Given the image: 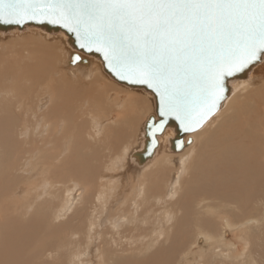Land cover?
I'll return each mask as SVG.
<instances>
[{
    "label": "bare ground",
    "instance_id": "obj_1",
    "mask_svg": "<svg viewBox=\"0 0 264 264\" xmlns=\"http://www.w3.org/2000/svg\"><path fill=\"white\" fill-rule=\"evenodd\" d=\"M17 29L19 28H11L9 30L0 31V32L4 34V32L9 33L11 30H17ZM41 29L47 31V29L45 28H41ZM47 32H49V34L56 33L50 31ZM67 42L71 45L69 38H67ZM71 47L73 48L72 45ZM75 53L78 54L80 57H82V59L77 62H73L72 58ZM92 59L98 60L96 59V57ZM92 59L89 58V56H86L83 52H79L77 50L71 51L69 59L67 60L68 61L67 64L68 65L70 64L72 66L71 68H69L70 71H68V73H72L74 71L75 75H76L75 72L81 75L85 74L90 76L94 74V78L98 79L96 71L92 69V66L90 65L91 63L94 65ZM41 61L43 63V60ZM99 63L101 64V67L105 71L102 61ZM63 69L64 68H62V70ZM90 76L88 77L90 78ZM109 76L112 77L110 74ZM68 77L70 78L69 75ZM107 81L110 84L109 82L110 79ZM262 81H264V63H259L251 70V73L248 78L239 80L233 85L230 96L222 104L220 110L214 115L215 117L217 115L218 124L215 128L212 129V131L206 130V128L210 124V122H208L201 129L185 136V141L187 140L188 136H192L193 141L191 144H185L182 151L178 150L179 153H176V154H180V157L176 159V162L181 161L180 166L183 165L182 168L183 172L180 174L178 172L177 175H175V172L177 171L178 166L176 165L174 168H172L170 161L171 155L165 153L166 150L169 151L171 150V142L175 137V133H174L175 131L173 128H167L164 133L158 136L159 144L155 149L153 155L151 157L146 158L143 162L140 161V158L137 157L136 153L138 152L139 155H142V153L144 152L143 148L146 139L144 126L142 127V130H144V132H141L140 134L141 137H139L140 140H139V144H137L138 145L137 148L135 146L136 145L135 143H134L135 147L131 144L134 141L133 139H132L133 141H128L125 144L119 143L123 139L122 134L124 130L123 127L120 128L121 127L120 126L119 131L121 133H119L117 125L120 123L123 124V121L125 120H126L125 122L130 123L131 121L130 118L132 117H134L135 119V116L140 111L145 109V107L149 103L147 99H144L140 95L134 96L131 94H125V97H123L124 95L121 96V101H123V99L125 100L127 99L126 103L124 105L121 103L122 104L121 109L116 108L117 111L115 112V114H113L112 117L109 118L107 117L105 118L104 121H100L99 118L93 117L94 123L91 120L92 123L89 126L85 125L87 123H84L85 126H82L83 121L79 119L82 122L81 123L82 125L80 124L79 126H77V127L81 126L80 130L78 129V131L75 133H73L75 130L74 131L72 130L73 132L67 130L69 133L65 130V132L68 133L69 136L73 133L72 134L73 139L71 137L70 138L72 142L75 140L74 143L71 142L72 146L70 144V146L68 147L69 149L72 150L71 151L72 153L69 154L73 156V154H77L78 152L81 153L83 149H86V147L92 148L94 146V154L91 158L94 160V162L93 160H91L90 162H86V160H88L86 159L85 160L86 163L78 164L76 162L77 160L75 159L76 160L75 162L77 164L75 163L68 164L66 173L64 171V168H62L63 170L59 169V167L61 168L60 165L63 166L66 161L65 162L62 161L59 164V167L56 169H54L56 166L53 167V170H51L52 168L50 169L49 165L43 163V165L39 167L40 175L41 176L44 175L41 184L43 185V187L44 186L47 187L43 191L45 192H47V190L50 191L43 199L39 200L38 202L36 201L37 203H35L33 210L28 215L26 214V212H22V210L20 209L21 207H19V202H17L18 197L17 196L15 197V193H16L15 189L12 191L14 194L0 198V215L4 213L2 210L3 207H6V211L4 208L6 215L4 214L2 216L1 222H3V224L5 223L7 226L5 227L6 229L4 231L6 232V234L0 236V264H55L56 262L50 260L52 258H58L56 254H58L60 252V249L63 248L61 244L63 240L62 236L64 233L61 234L62 233L61 231L68 232V238L70 242L71 240L75 239L76 240L75 242L79 244H76L75 249H71L70 256H68L66 253L68 257H65L64 262H61L60 264H107L105 262V259L108 257V255L111 252L107 253L106 258L103 259L105 255V252H103L104 248L99 246L100 242H102V237L104 236V231L102 230L99 231L102 228V218L99 217L101 211L99 212L97 217L94 216L92 219H89V221L87 222L86 216L81 212V209L84 208L85 203L90 200L91 196H97L96 201L92 200L91 204L94 203L95 207H99L101 208V210L106 211V209H108V206L115 203L113 200L114 199L112 193L113 190L117 188L119 185L123 186L124 184L123 179L126 178L125 176L126 174L129 173L128 171L132 169H134L136 173L139 172L140 175L139 178H141L139 183L140 187L136 186V188L137 187L139 188V193L138 195H136L137 198L139 197V194H141L142 192V198L140 199L142 201L140 203L141 205H143V201L149 202L150 200H154L155 195L151 192V189H155V188L159 189L161 187V184L164 182L165 176H167L166 179L167 186L165 188V194L170 192L168 199L171 200L169 203L171 205L170 208H173V210L163 213L161 218L163 219L164 222L168 223L169 221H167V217L165 216H168V218L173 217V219L175 220L177 214H179L178 221L174 226V237L171 236V240L167 238L166 230L164 232H161L159 229L153 228L151 231L155 234V239H158L160 236L163 235L167 241L169 240L167 245L164 244L165 247L167 248V251L158 250L153 254V256L149 260L139 264H150V263L179 264L180 262V261L178 262L179 258L181 260V264H186L187 260H189L187 256H189L190 253L193 251L194 249L193 246L197 242L198 236H201L205 240H207L209 237L214 236L219 228H223L224 230H226L224 235V238L226 240H228V238H231L232 235L239 237L240 229H245L247 227H250L249 225L252 224L255 220H260V218L264 217V214L256 212V209L258 207L253 205L252 201H250L251 198H254V199H259L264 203V92H263L264 87H259L258 85V82H262ZM97 82H98L97 86L102 92H104L105 97L107 96L105 99L108 100V101H104L105 106H102L101 104L97 106L98 107L101 106L103 109L106 110L107 109L106 105L111 106L112 102L113 103L117 102V100L120 97L121 90H116L118 93H115L112 96L111 94H109L110 90L106 88L108 83L104 81L106 84L105 86V84L102 83L103 82L102 80L100 82L99 80H97ZM54 85H56V82L50 79V83L48 85L50 90L48 102L49 101L51 102L53 99H56L57 102L59 101L57 90L52 88V86ZM72 85L70 84V86ZM70 86L68 84V87ZM14 89L3 92L1 88L0 94L9 97L13 105L16 106L18 109H20L19 107L20 105L18 103L19 99L18 98L15 99V95H17V92L14 91ZM93 93L94 94H92L91 96L95 98L94 99L95 101L92 100L93 102H96V100L98 99L101 100V97H99L100 96L99 91L97 92L94 91ZM13 96L14 99L12 98ZM65 97L66 96L64 95V98ZM91 97L90 99H92ZM97 97L98 99H96ZM111 97L114 98L111 101H109V98ZM44 98L46 99V97ZM90 99L88 100V102H90ZM153 99H154L153 109L155 111L154 115L157 117L155 97ZM57 102H55V104ZM88 102L85 101L83 105L84 104L86 105V103L88 104ZM36 103L37 102L32 103L31 111H33L37 106H38L37 108L44 110L43 112L44 114L46 113V111H48L46 110L47 109L46 101L45 102L42 101L40 103L38 102V105ZM119 104H120V100H119ZM114 106H116V104ZM50 107L52 106L50 105ZM21 108L24 107L21 105ZM55 108L57 109V107ZM48 109H52V108L48 107ZM59 109L61 110V108ZM127 112L130 113L131 116H126L123 118V116ZM142 112H144V110ZM43 113H41L40 111L41 114V115L39 114L40 124L33 123L36 125L38 124L39 126L38 125L37 126L44 133L41 134L40 131L38 132V138L42 143L41 148L39 149L41 158H45L44 155L48 156V150L50 149V146L47 147L48 146L47 141L50 137L48 136V132H49L48 129L50 127V123H46V125H44L43 121L45 118H43L44 117ZM55 113H56L55 115H57L58 112L56 111ZM90 113L92 114L91 111H89L88 113L86 112V114L88 115ZM59 114L61 115V113ZM91 114L89 116H91ZM55 115L53 117H57ZM70 116L71 114L68 115L69 118ZM50 118L49 120H52V118L51 119ZM49 120H47V122H49ZM29 121L30 120H28L27 123L29 124V126H31L32 123H30L31 121L30 122ZM58 122L59 120L57 121V124L63 123L62 121L59 123ZM70 122L71 121H69V123ZM125 122L124 125L126 126L127 124ZM69 126L70 127L66 126L67 128L64 126V128L70 130L72 125ZM113 126L115 127L114 128L115 131L112 129ZM58 127L59 130L60 127L63 128V125L62 124L58 125ZM64 128L62 129V131L64 130ZM116 132H118L119 134H117ZM1 133L2 134H0V139L4 141H8L10 144H17L18 141H20L19 139L17 140L12 133H6L3 131ZM59 133L61 134V132ZM22 134L29 136L30 129L26 128L23 133L18 132V136L22 137L23 136ZM62 134L64 133L62 132ZM66 135L67 134L64 135V138ZM126 136L127 135H125V137ZM142 136L144 137V139ZM199 138H200L199 141L200 146L199 149H197L196 143L197 140H199ZM128 140L131 139L129 138ZM20 142L22 143V141ZM123 142L125 141L123 140ZM21 143L15 146L9 145L8 147L14 153H16V151L22 152L21 149L24 148L25 149L24 152L26 153L28 148L25 147L27 145L25 147L24 146L21 147ZM58 144L62 145L61 143ZM73 144H75L76 146L73 147ZM130 144L133 146L134 149L133 148L129 149ZM106 149L111 151H106ZM59 150L60 147L58 148V150L56 149L57 152H59ZM52 152L51 154L55 153V151L53 153ZM25 153L19 154L18 155L19 159L15 161L13 164H11V166L14 165V167L16 168L18 167L20 173L24 165H31L30 161L24 159ZM83 154H86L87 156V152H84L80 154L81 157ZM71 155H69V157ZM89 155L87 157L90 158ZM53 158H55V160H58L59 156L53 155ZM53 158H50V160ZM161 158H163L164 161L168 162L167 166H169V169L167 170L166 167L163 168L161 172V177L159 179H156L155 174L158 171V166L159 163L161 162ZM189 158L190 161H186ZM78 159L80 160L81 158ZM126 159L127 161H125ZM53 164L55 163L52 162V165ZM189 169L192 170L194 177L192 181H190L191 182L190 189L185 190L186 194H184L185 195L184 200H187V203L181 204L180 197H182L183 193L180 195L179 191H177L179 194L178 197L180 198L178 200L177 197L175 200L174 195L177 193L175 191L179 190L178 187L180 188L182 187L184 182V177L186 176V173ZM125 170L127 171V173H125V176H123V171ZM45 174H47L48 177H46ZM78 174H81L83 180L82 181L78 179L80 180V183L77 181L78 177L76 178ZM2 175L3 174H1V176ZM130 183L131 182L129 181V184ZM146 183L148 184L150 183V187L148 189L151 193H148V195L146 193ZM38 187L39 185L35 187V192L39 190ZM125 188L127 189V187ZM129 196H131V194L127 195V197ZM157 200H161V199L159 198ZM200 201H204V202L202 203V206L198 207L197 203L201 204ZM221 202L230 204L225 207V210L228 211L229 215H222V213L217 210L218 205ZM14 205L16 206V208H14ZM46 206H51L52 209L50 210L51 213L49 212L51 214L50 216L51 218L49 219L46 225L51 226L52 234L56 233L49 237L45 235L46 219H45V214L42 211V209H45ZM151 210L152 209L149 208H146V210L143 209L142 211L137 209L133 211L132 216H135L136 221H138L140 224H149V223L154 224L157 220H159L160 217L158 216L157 218H155L154 216H152L149 213ZM153 213L155 212H152V214ZM115 214L116 212L112 214L113 219L108 221L114 223L115 226L117 227H121V223L123 224V216L122 215L118 216ZM219 215L226 217L219 219ZM232 216H234V218ZM81 221H83L84 223L78 225L76 228H73L68 225L72 222L76 223ZM3 224L2 226H4ZM83 225H85L86 228V232L84 233L80 227ZM223 225H226V228H224ZM120 231L121 232L119 234L121 235V239H123V232H122L123 228L122 229L120 228ZM192 237L195 238V241L194 242L192 241L193 243L189 245L187 240ZM252 239L253 237H251L250 242H247L245 239H243L241 242V246H234L235 248L238 249V253L236 254V257L242 258L240 264H264V259L260 254V251L262 249L264 255V247H262L264 242V232L261 233L259 237L260 242L256 247L251 246ZM125 240L132 244L136 243L137 245L138 243H141L137 240H142V239L136 238L135 240L134 238L130 237L129 239H125ZM49 242H51L52 244H48ZM147 244L148 242H146V245ZM203 244L207 245V242ZM95 250L97 251L96 255L94 254ZM159 256H162V258H160L159 260H155V258ZM123 264H127V262L123 260Z\"/></svg>",
    "mask_w": 264,
    "mask_h": 264
},
{
    "label": "rangeland",
    "instance_id": "obj_2",
    "mask_svg": "<svg viewBox=\"0 0 264 264\" xmlns=\"http://www.w3.org/2000/svg\"><path fill=\"white\" fill-rule=\"evenodd\" d=\"M67 38H68V36L65 33L56 32L54 34H52V33L49 34V32L42 30L41 28H39L37 26H27L26 28L21 29V30H19V29L11 30L9 33L4 32V34L0 32V86H1L0 89L2 88L3 92H6V91H9L11 89L16 88L17 90L14 89V91L17 92V95H15V99L16 98L19 99L18 103L20 105L19 106L20 109H18L10 101L9 97H6L5 95L0 94V134H2L1 133L2 131L6 132V133H12L17 140L19 139L20 141H22V143L20 141H18L17 144L21 143V147L22 146L25 147L27 145L25 148H28L26 153L24 152V150H25L24 148L21 149L22 152L16 151V153H14L12 150H10V148L8 146L9 145L15 146L17 144H10L8 141H4V140L0 139V143H1V145H0V149H1L0 150V173L3 174L2 176L0 174V178H1L0 179V183H1L0 184V198L7 196V195L14 194L12 191L15 189V192H16L15 197L16 196L18 197L17 202H19V207H21L20 209L22 210V212H26L27 215L33 210L35 203H37L39 200L43 199L50 191V190L49 191L47 190V192L43 191L47 187H45V186L43 187V185L41 184L44 175L43 176L40 175L39 167H41L43 165V163H46V165H49L50 169L52 168L51 170H53V167L56 166L54 168V169H56L59 167V164L62 161H64V162L66 161L63 166L60 165L61 168L59 167V169H61V170H63L62 168H64V171L66 173L67 165L70 163L81 164V163H86V162H90L91 160H93L91 158L94 154V146L92 148L86 147V149H83L81 153L78 152L77 154H73V156L71 154H69V153H72L71 152L72 150L69 149L68 147L70 146V144L72 146V143H74V141H75V140L73 142L71 141V138L73 139L72 134L77 132L78 129L79 130L81 129V126L77 127L82 123L81 121H83V123H82L83 125L81 124L82 126L91 125V123L93 122V117L99 118L100 121H104L105 118L112 117L113 114H115V112L117 111L116 108L121 109V105L122 104L124 105L126 103L127 99L126 100L123 99V101H121V96L124 95L123 97H125V94H131L134 96L140 95L144 99H147L149 102L147 104V106L145 107V109H143L144 112H142L143 110L140 111L135 116V119H134V117H132L133 120H132V118H130L131 119L130 123L125 122L126 121L125 120V121H123V124L120 123L117 125L118 131H119L120 126H121L120 128L123 127V130H124L123 131L124 135L122 134L123 139L119 143L125 144L128 141L134 140L131 144L134 146V143H135L136 144L135 146L137 148V146H138L137 144H139V140H140L139 137H141L140 134H141V132H144V130H142V127L144 126L145 121L147 120V118L150 114H155V111L153 109V107H154V99L153 98L154 97L152 96L151 93H148L141 88L128 86L124 83H121V82L113 79V77H110L109 74L103 70V68L101 67V64L99 63L101 61L98 58H96V59H98L99 61L92 59V58H95L94 56H90V55H87L84 53L86 56H89V58H91L93 60L94 65L92 63L90 65L92 66V69H94L96 71L98 79L94 78V74L92 76H90V75H85V74L81 75V74L75 72L76 73V75H75L74 71L72 73H68V71H70L69 68H71L72 65H70V64L68 65L67 60L69 59L70 52L76 51V49L71 47V45L67 42ZM39 56H40V58H39ZM41 56H43V57H41ZM41 60H43V63ZM62 68H64V69L62 70ZM96 74H95V76H96ZM68 75L70 76V78L68 77ZM104 75H106V76H104ZM51 76H53V77H51ZM88 76H90V78H92V79H90ZM50 79L56 82V85L52 86V88L56 89L58 92V98H59L58 100L60 101V102L58 101L59 104H58L56 99H53L54 101L52 100L51 102L50 101L48 102V100H49L48 98L50 95L49 94L50 90H49L48 85L50 83ZM109 79H110V81H109L110 84L107 81ZM73 80L75 83L73 82ZM97 80H99V82L102 80L103 84H105V82L108 83L107 86H106V84H105V86L107 89L110 90L109 94H111L112 96L115 93H118L116 90H121L120 93L122 95L120 94V97L117 100V102L116 103L112 102L111 106L106 105V108H107L106 110L103 109L101 106H99V107L97 106L99 104H101L102 106H105L104 101H108L107 99H105L107 96L105 97L104 92H102L99 89V87L97 86V83H98ZM88 81H90V82H88ZM111 82H112V84H111ZM263 82L264 81L258 82L259 87H264ZM68 84H69V86H70V84L71 85L74 84V85L68 87ZM41 85H44V86H41ZM71 88H73V89H71ZM73 90H74V92H73ZM93 90L96 92L97 91L100 92L99 97H101V100L98 99V97H97L96 99H98V100H96V102L92 101L95 99V98L91 97L92 94H94ZM86 92H87L88 96H87ZM64 95L66 96L65 98H64ZM44 97H46V99ZM90 97L92 99H90ZM12 98L14 99V96ZM113 98L114 97L109 98V101H111ZM89 99H90V102H88ZM119 100H120V104H119ZM21 101H23V102H21ZM42 101L43 102L46 101V106H47L46 110H48V111H46L47 114L43 113L44 110L37 108L38 102L40 103ZM85 101L88 102V104L86 103V105L85 104L83 105V103H85ZM34 102H37L36 103L37 107L33 111H31L32 110V103H34ZM55 102H57L56 103L57 105L55 104ZM49 104L52 107H50ZM115 104H116V106H114ZM21 105L24 108H21ZM53 105L54 106L56 105L55 107H57V109ZM58 105H60V106H58ZM48 107L52 108V109H48ZM53 108H54L55 112L56 111L58 112L57 115H55L56 113L54 112ZM59 108H61V110ZM16 109H18V110H16ZM99 109H101V110H99ZM40 111H41V113L44 114V117H43V118H45L43 121L44 125H46V123H50L49 129L47 126V129L49 131L48 136H50L48 141H47L48 142L47 147L50 146V149L48 148L50 150V151L48 150V156H50V157L44 155L45 158L47 157L46 160H45V158H41L40 153H39V149L41 148L42 143L40 142V140L38 138V132L40 131L41 134H44L40 130V128L38 127L39 126L38 124H40V117H39L41 115ZM89 111L92 112V114L90 113L91 116H89L90 114L89 115L86 114V112L88 113ZM35 112L38 115H36ZM59 113H61V115ZM66 113H68V114H66ZM69 113L71 114L70 118L68 117V115H70ZM53 114L57 117H60V116L61 117L60 118L53 117L54 116ZM49 116L52 118V120H49V118H50ZM126 116H131V115H130V113L127 112L123 116V118ZM64 117L67 119H65ZM28 120H30L31 122L30 121L29 122L32 124L38 123L37 124L38 126L36 124H33V125L31 124V126H29V124L27 123ZM47 120H49V122H47ZM58 120H59V122L62 121L63 123L58 122L59 124H57ZM86 120H88V121H86ZM91 120H92V122H91ZM65 121H66V123H65ZM69 121H71L70 122L71 124L69 123ZM88 122H89V124H88ZM124 122L127 124L126 126L124 125ZM208 122H210V124L206 128V130L212 131V129L215 128L218 124L217 115H216V117L214 116L213 118H211ZM84 123H87V124L84 125ZM61 124L63 125V128H64V126L70 127L69 125H72L74 129L71 126L72 129L70 128V130L64 128V130L62 131L63 128H61V127L58 130V128H59L58 125H61ZM244 127H246V126H244ZM26 128L30 129L29 136H27L25 134H22L23 138L18 136V132L23 133ZM114 128L115 127L113 126L112 129L115 131ZM65 130L66 131L68 130L71 132H73L74 130L75 131L72 134L70 133L71 135L69 136L68 135L69 132L67 131L68 133H66ZM136 130H137V132H136ZM58 131L61 132V134H62V132L64 133V134H62L63 139L61 137V134ZM56 132H58V133H56ZM116 133L119 134L121 132L119 131V133L118 132H116ZM65 134H67V135L64 138ZM125 135H127V136L125 137ZM129 136H131V137H129ZM128 137L131 140H128L129 139ZM56 138H57V140H56ZM67 138L69 139V141ZM25 139H27V140H25ZM61 139H62V141H61ZM143 139H144V137H143ZM65 140L69 143H67ZM123 140L125 142H123ZM59 141H61V142H59ZM199 141H200V138H199V140H197V143H196L197 149H199V146H200ZM49 142H50V145H49ZM58 143H61L62 145H59ZM66 143H67V146H66ZM52 144H54L55 146ZM130 145H129V147H130L129 149L133 148V146L131 145L132 146L131 147ZM75 146L76 145L73 144V147H75ZM57 147L58 148L60 147L59 152L56 151V149L58 150ZM53 150L55 151V153L51 154V152ZM68 151H70V152H68ZM88 151H90L91 153ZM106 151H111V150L106 149ZM180 151H182V150H180ZM184 151H187V150H184ZM84 152H87V156L89 154H91V155H89L90 158L87 157L86 154H83L81 157L80 154H82ZM21 153L22 154L25 153L24 159L31 162V165H24L23 166V169L21 171V173L23 175L19 172L18 167L16 168V167H14V165L11 166V164H13L15 161H17L19 159L18 155ZM165 153L171 155L170 161H171L172 168H174L176 165L178 166V169L175 172V175H177L178 172H179V174L182 173L183 172V170H182L183 165L180 166L181 161L176 162V159H178L180 157V154H176V153H179V151L166 150ZM56 154H58V155H56ZM53 155L59 156L58 160H55V158H53ZM69 155H71V156L69 157ZM77 156H79V157H77ZM48 158H49V160H48ZM50 158H53V159L50 160ZM78 158H81V159L79 160ZM86 159H88V160H86ZM85 160H86V162H85ZM48 161H49V163H48ZM58 161H60V162H58ZM125 161H127V159ZM186 161H190V158ZM52 162H54L55 164L52 165ZM93 162H94V160H93ZM167 165H168V162L164 161V159L161 158V162L159 163V166H158V171L155 174L156 179H159L161 177V172H162L163 168L166 167L167 170L169 169V166H167ZM10 167H12V168H10ZM128 172L129 173L126 174V176H125V173H127V171L126 170L123 171V176L126 177L123 179V183L125 185L124 184H123V186L119 185L117 188H115L113 190V192H112L113 198H114L113 200L115 203L108 206V209H106V211L101 210V208H99V207H95L94 203L91 204L92 200L96 201L97 196H91L90 200L85 203L84 208L81 209V212L86 216L87 222L89 221V219H92L94 216L97 217L99 212L101 211L99 217L102 218V228L99 231H101V230L104 231V236L102 237V242H100L99 246L104 248L103 252H105V255H104L103 259L106 258L107 253L111 252L108 255V257L105 259V262L107 264H123V260L126 261L127 264H139V263H142L144 261L149 260L153 256V254L155 252H157L158 250L167 251V248L165 247V245H167L168 241L171 240V236L174 237V226L177 223L178 218H179V214H177V217L175 218V220L173 219V217L168 218V216H165V217H167V221H169L168 223L164 222L163 219L161 218L163 213L168 212L170 210H173V208H170L171 205L169 202L171 200L168 199L170 192L165 194V188L167 186V182H166L167 176H165L164 182L161 184V187L159 189H156V188L151 189V192L155 195L154 200H150L149 202H151V203H149L148 201H143V205H141L140 203L142 201L140 199L142 198V192H141V194H139L138 198L136 196L139 193L138 187H140L139 183L141 180V178H139L140 177L139 172L136 173L134 171V169H132ZM121 174H122V172H121ZM45 176L48 177L47 174H45ZM127 176L131 177V178H128ZM193 177H194V174H193L192 170L189 169L186 173V176L184 177V182H183L182 187L181 188L178 187L179 190L175 191V192L179 191L180 195L183 193L182 197H180L181 199L178 197V195H179L178 192L174 195L175 200L177 197V200L180 199L181 204L187 203V200H184L185 199L184 194H186L185 190L190 189V187H191L190 181H192ZM76 178H77V181L80 183V180H82L81 174H78L76 176ZM78 179H80V180H78ZM14 180H15V182H14ZM129 181L132 183V185H131V183L129 184ZM38 185H39V187H38L39 190L35 192V187ZM136 186H138V187L136 188ZM180 186H181V184H180ZM125 187H127V189ZM149 187H150V183L149 184L146 183L147 195H148V193H151L148 189ZM41 189H42V191H41ZM125 189L127 192L125 191ZM129 194H131V196H129L131 198L127 197V195H129ZM120 195L122 196V198ZM19 198H20V200H19ZM156 198L157 199L160 198L161 200H157ZM79 199H81V198H79ZM250 201H252L253 205L258 207L256 209L257 213L264 214V203L261 200L251 198ZM203 202L204 201H200L201 204L197 203V206L198 207L202 206ZM20 203H21V206H20ZM227 205H230V204H227L225 202H221V203H219L217 210L219 212H221L222 215H229L228 211L225 210V207ZM26 206H27V208H26ZM144 206L146 208L152 209L149 212L152 216H154L155 218H157L158 216L160 217L159 220H157L154 224L153 223L140 224L138 221H136V217L132 216V213L134 210H137V209L141 210V211L143 209L146 210V208ZM4 208L6 211V207H3L2 210L4 213L0 215V232H1L0 236H3L6 234V232H4V231L6 229L5 227H7V226L5 223L3 224V222H1L2 216L5 214ZM14 208H16L15 205H14ZM139 208H141V209H139ZM50 210H52L51 206H46L45 209H42L43 213L45 214V219H46L45 220V230H46L45 235L47 237L56 234V233L52 234L51 226L46 225L48 223L49 219L51 218L50 217L51 216ZM114 212H116L115 215H118V216L122 215L123 216V224L119 221L121 223V227H117V226H115L114 223H111L108 221V220L113 219L112 214ZM152 212H155V213L152 214ZM129 213H130V215H129ZM225 217L226 216H220L219 215V219L220 218L222 219ZM232 217L234 218V216H232ZM84 221H85V219H84ZM76 223L72 222L68 225L73 227V228H76L78 225H80L84 222L81 221V222H76ZM2 224L4 226H2ZM249 226L250 227L239 230V237L232 235V237L228 238V240H226L224 238L226 230H224L223 228H219L216 231L215 235L212 237H209L207 240H205L201 236H198V240L193 246V248H194L193 251L190 253L189 256H187V258L189 260H187L186 264H240V262L242 261V258L236 257V254L238 253V249L235 248L234 246H241V242L243 239H245L247 242H250L251 237H253L252 242H251V246L256 247L260 242L259 237H260L261 233L264 232V217L260 218V220H255ZM80 227H81V230L83 231V233L86 232L85 225L80 226ZM223 227L226 228V225H223ZM120 228L121 229L123 228V231H122L123 232V239H121V235L119 234L121 232ZM153 228H157L161 232H164L166 230L167 231V238L169 240L167 241L163 235L160 236L158 239H155V234L153 232H151ZM61 232H62L61 234L64 233L62 236L63 240H62V244H61V246H63V248L60 249V252L58 254H56L58 258H52L50 260V261L56 262L55 264H60L61 262H64V258L70 256L71 249H75L76 244H79V243L75 242L76 241L75 239L71 240V242L69 241L68 232H64V231H61ZM130 237L134 238L135 240H136V238H141L142 240H137L141 243H138L136 245V243L132 244V243L125 240V239H129ZM77 241H78V239H77ZM187 241H188V244L190 245L195 241V238L194 237L189 238ZM146 242H148L147 245H146ZM205 242H207V245L203 244ZM48 244H52V243L49 242ZM262 247H264V242H263ZM66 253L68 256L66 255ZM96 253H97V251L95 250L94 254L96 255ZM260 254L262 255V258L264 259L262 249L260 251ZM59 257H60V259H59ZM160 258H162V256L155 258V260H159ZM178 262H179V264H181L180 258L178 259ZM150 264H153V263H150ZM174 264H177V263H174Z\"/></svg>",
    "mask_w": 264,
    "mask_h": 264
},
{
    "label": "snow or ice",
    "instance_id": "obj_3",
    "mask_svg": "<svg viewBox=\"0 0 264 264\" xmlns=\"http://www.w3.org/2000/svg\"><path fill=\"white\" fill-rule=\"evenodd\" d=\"M36 20L62 25L120 79L154 89L161 115L185 131L227 99L230 77L264 63V0H0V22Z\"/></svg>",
    "mask_w": 264,
    "mask_h": 264
},
{
    "label": "water",
    "instance_id": "obj_4",
    "mask_svg": "<svg viewBox=\"0 0 264 264\" xmlns=\"http://www.w3.org/2000/svg\"><path fill=\"white\" fill-rule=\"evenodd\" d=\"M27 26H37V27L45 28V29H47V31H50V32L65 33L68 36L69 41H70L71 45L73 46V48H75L79 52H83L87 55L94 56V57L98 58L100 61H102V64H103L105 71L107 73H109L114 79H116L117 81L124 83L128 86L141 88V89H144V90L153 94V96L155 97V100H156L155 105H156L157 117L154 114H151V115H149V117L147 118V120L145 122L144 130H145L146 139H145V145L143 148L144 152L142 153V155H139L138 152L136 153L137 157L140 158L141 162H143L146 158L151 157L153 155L155 149L157 148V146L159 144L158 136L161 135L162 133H164L167 128H173L175 131L174 132L175 137L171 142V150H173V151L182 150L184 148L185 144H191L193 141L192 136H188L186 141H185V136L201 129L220 110L222 104L227 100V99H225V100L221 101L220 102L221 106L219 108L215 109L210 115H208L207 118L203 120L202 124L196 125L195 123H193L191 130L185 131V128L182 126L181 120L177 119L175 115H165V116L161 115V112H160V96L156 93V91L154 89L149 88L145 84H139V83H134L131 80L120 79L119 75L117 74V71H114L104 61L102 53L97 52L95 50L88 51L87 49L81 48L79 46V44L76 42V37L72 33L68 32L62 25L48 23V22L41 23V22H39V20L26 21L25 23H22V24L0 22V31H6V30H9L11 28L23 29ZM77 55L78 54L75 53L73 55L72 59L74 60L75 56H77ZM85 60H86V58H85ZM77 61H79V60H77ZM77 61H75V62H77ZM257 65L258 64L251 66L249 69L245 70L244 72L237 73L235 76L230 77L228 79V85H229L230 91L227 94V98L230 96L233 85L239 80L248 78L250 73H251V70ZM162 119L165 120V123L162 125V127L164 128L163 132H161L159 130V127H153V125L160 126V121ZM154 140H156L157 142L153 143Z\"/></svg>",
    "mask_w": 264,
    "mask_h": 264
}]
</instances>
